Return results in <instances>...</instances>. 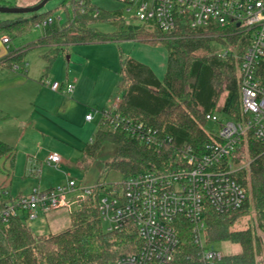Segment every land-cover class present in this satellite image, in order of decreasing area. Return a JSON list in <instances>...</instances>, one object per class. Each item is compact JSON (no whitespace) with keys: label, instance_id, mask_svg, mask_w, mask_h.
I'll list each match as a JSON object with an SVG mask.
<instances>
[{"label":"trees","instance_id":"obj_1","mask_svg":"<svg viewBox=\"0 0 264 264\" xmlns=\"http://www.w3.org/2000/svg\"><path fill=\"white\" fill-rule=\"evenodd\" d=\"M67 2L64 14H56L54 9L39 10L29 16L0 21V31L13 40L24 38L35 26L52 19L42 27L45 29L36 40L14 49L1 62L9 67H23L29 50L45 46L48 50L44 57L50 67L69 46L123 40L162 44L168 53L163 79L144 62L132 57L122 59L119 111L158 129L161 136L171 140L161 147L149 146L124 132L108 129L103 122L84 147V162L94 159L102 144L110 141L117 145V152L106 166L123 174V180L144 171H163L176 165L178 148L192 145L201 151L212 140L206 129L207 113L220 110L231 117H240L238 60L231 54L223 57L213 49L214 42L226 47L235 44L239 36L214 28L170 38L159 29L150 34L144 24L127 22L122 10H103L92 0H64L62 5ZM98 24L115 29L101 30ZM259 72L264 85V60ZM247 140L251 164L239 172L248 192L245 203L231 214L209 210L206 215L209 244L230 241L240 244L242 250L224 254L216 264H263L264 247L259 232L264 231V146L251 135ZM14 157L15 148L0 140V171L2 160L13 161ZM115 186L120 188L121 182ZM105 187L98 182L94 191L69 211L71 225L58 232L37 234L26 217L12 216L9 222H4L0 216V264H112L118 257L134 251L138 238L132 227L115 231L104 227L99 200ZM15 198L10 191L1 195L0 211ZM251 213V225L243 229L234 227L240 216ZM178 227L181 243L172 264H204L189 222L181 219Z\"/></svg>","mask_w":264,"mask_h":264},{"label":"built area","instance_id":"obj_2","mask_svg":"<svg viewBox=\"0 0 264 264\" xmlns=\"http://www.w3.org/2000/svg\"><path fill=\"white\" fill-rule=\"evenodd\" d=\"M126 11L146 27L159 29L174 38L190 31L222 29L239 36L218 52L237 58L240 74L241 112L239 118L215 112L206 119L217 126L210 132L212 140L201 151L184 145L175 152V162L163 171H144L121 182L106 186L99 200V210L108 231L132 227L138 245L134 251L118 257L112 264H172L181 243L178 222H189L195 244L201 249L204 264H216L224 255L206 241V215L209 210L231 214L247 199V189L239 172L251 164L247 137L251 135L264 146V85L260 64L264 60V0H120ZM52 19L38 24L45 27ZM4 43L11 40L3 37ZM15 67L19 68L18 65ZM44 83L46 79L42 80ZM56 91L73 92V83L54 81ZM105 125L121 131L149 146L161 147L171 138L161 136L158 129L119 111V102L103 111ZM93 114L86 116L91 120ZM61 156L51 153L50 164H58ZM81 187L69 179L64 185L48 189L33 188L16 197L1 211L4 222L12 216L35 219L41 213L70 208L79 203L93 187L83 188L85 195L71 200L68 195ZM8 191L0 188V196ZM23 213V214H21Z\"/></svg>","mask_w":264,"mask_h":264},{"label":"crops","instance_id":"obj_3","mask_svg":"<svg viewBox=\"0 0 264 264\" xmlns=\"http://www.w3.org/2000/svg\"><path fill=\"white\" fill-rule=\"evenodd\" d=\"M37 1L25 0L20 6H32ZM3 20L5 19L0 18V21ZM5 36L7 34L0 31V140L15 148V157L13 161L5 159L1 162L0 172L3 171L2 163L4 165L9 162V168H4L8 175L0 176V188L10 191L14 197H19L29 194L35 187L40 189L55 187V181L45 179L40 170H36L37 172L32 170L31 167L36 168L37 164L31 166L30 160L42 161L40 157L46 155L44 158L46 161L51 153L58 152L47 147L50 139L71 141L84 155V147L93 139L94 133L104 122L103 111L106 110V106L100 104L102 101L92 100V97L87 98L84 94L83 79L93 70V63L85 56L84 47H81L83 44L70 46L71 49L60 53L54 60V65L52 63L50 67L44 57L48 48L43 46L46 50L41 54V61H35L32 57L27 61L28 52L24 66L17 68L16 65L9 67L1 62L10 52L19 48L11 44L12 40L4 43ZM52 65L57 66L59 70L55 72ZM51 68L52 71L49 73ZM45 76L49 78L46 79ZM43 79L47 82L44 83ZM120 80L121 74L118 82ZM54 81L73 83L74 91L53 90L50 84ZM113 88L111 82L106 85V98L107 93ZM92 104L96 107H92ZM89 113L93 114L91 120L86 119ZM83 130H86L85 133H82ZM92 160L83 161L82 165L86 167ZM62 161L63 159L59 163ZM58 164L50 165L57 167ZM13 171L16 178L22 181L17 192H14L11 178ZM62 220L63 214L53 216L54 223Z\"/></svg>","mask_w":264,"mask_h":264},{"label":"rangeland","instance_id":"obj_4","mask_svg":"<svg viewBox=\"0 0 264 264\" xmlns=\"http://www.w3.org/2000/svg\"><path fill=\"white\" fill-rule=\"evenodd\" d=\"M41 1L42 0H38L36 4L40 3ZM63 1L64 0H49L47 4L40 10L47 11L50 9H54L57 10L56 14H64V10L68 6L69 2H67L66 5H62ZM23 2H25V0H0V4L13 7H18V5L20 6V4H22ZM92 2L103 10H122L127 22H138V20L133 18L132 15L126 11L125 4L120 0H92ZM61 5L62 8H58ZM31 13L22 14L0 12V18L14 19L20 15L29 16L31 15ZM144 27L150 34L155 33V31L157 30L151 27ZM98 28L107 31H113L115 29L113 26H109L106 24H98ZM42 31L43 28L35 26L31 34L25 36L24 38L13 39L11 41V44L14 47H21L25 43L36 40L42 34ZM81 47H84L83 52L85 56H88L93 63V70L85 75L83 79L84 94L87 98L92 97V100L96 99V101L98 102L102 101V103L100 104L106 106V109H110L114 103L118 102L122 95V92L119 90L118 82L121 72L122 59H125L127 57L135 58L151 66L159 78L163 79V76L165 75L167 64V49L162 44L153 45L146 42L123 40L119 42L109 41L87 43L83 44V46ZM67 49L70 50L71 47L69 46ZM213 49L216 52H220L224 50L225 47L214 42ZM45 50L46 48L43 46L32 48L27 55V61H30L31 57L35 61H41V54ZM53 67L52 68L55 72L59 70L57 66ZM52 68L51 70L49 69V73L50 71H52ZM45 78L47 79L49 78V76H45ZM110 82L112 83L114 88L110 93H107V99L105 90L106 85H108ZM223 99L224 97L222 96V98L220 99V103L223 101ZM91 106L94 108L96 107L95 104H92ZM215 114L221 118L227 117L226 114H224L220 110L215 111ZM97 128L95 130H97ZM206 129L208 132H216L217 126L213 122L209 121L206 125ZM85 131L86 130H83L82 133H85ZM47 145L48 148H51V151L57 150L58 152H60L56 153L61 156L63 161L59 163L57 167H55L50 165L47 162L48 160H44V158L46 157L45 155L40 157L42 161L30 160L31 166H34L35 163L37 164L36 168H31L34 171L40 170V172H42V176L50 182L55 181L56 184L54 186L64 185L69 179L75 180L76 183L81 187V189L78 188L68 195L71 200H76L84 196L85 192L83 188L93 187L98 182H102L106 186H111L114 183L122 182L124 178L123 174H121L119 171L109 169L106 166V162L112 160L117 152V145L113 142H104L98 150L96 158L93 159L86 167L82 165L84 158L82 151L79 150V148L75 147V145L71 143V141H66L65 139H63V141L59 139H50L48 140ZM8 166L9 162H6L4 165L2 163L3 171L0 172L1 177L4 175H8V171L6 172V170L4 169H8ZM14 174L15 172L13 171L11 178H13L14 192H17L19 190L18 187L20 183H22V181L21 179L16 178ZM77 205V202H74L73 204H71L70 208L62 207L46 214L41 213L37 218L27 219V221L29 222L32 230L37 234L57 232L71 225L69 211L76 208ZM55 214H63V220L54 223L53 216ZM251 218L252 213L240 216L237 219L234 227L237 229L247 228L249 225H251ZM104 225L106 226L107 223L104 222ZM259 233L261 235L264 247V231H260ZM210 247L221 251L223 254H235L241 252L242 250L240 244L230 241L214 243ZM262 260L264 264V250Z\"/></svg>","mask_w":264,"mask_h":264},{"label":"water","instance_id":"obj_5","mask_svg":"<svg viewBox=\"0 0 264 264\" xmlns=\"http://www.w3.org/2000/svg\"><path fill=\"white\" fill-rule=\"evenodd\" d=\"M49 0H42L40 3L32 5V6H5L0 5V12H7V13H31L39 11L43 8Z\"/></svg>","mask_w":264,"mask_h":264}]
</instances>
